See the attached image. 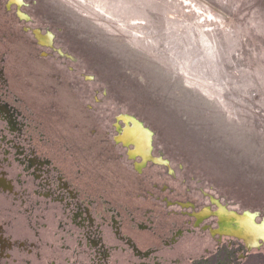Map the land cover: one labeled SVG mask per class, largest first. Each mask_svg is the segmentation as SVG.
<instances>
[{
  "label": "rangeland",
  "instance_id": "374dc122",
  "mask_svg": "<svg viewBox=\"0 0 264 264\" xmlns=\"http://www.w3.org/2000/svg\"><path fill=\"white\" fill-rule=\"evenodd\" d=\"M7 1L0 21L14 10ZM22 1L30 20L13 21L54 43L10 44L0 28V60L7 55L12 79L60 144L109 178L115 165L102 151L121 156L119 119L134 117L166 162L149 164L145 188L264 222V0ZM256 260L247 264H264Z\"/></svg>",
  "mask_w": 264,
  "mask_h": 264
},
{
  "label": "flooded vegetation",
  "instance_id": "af4514ba",
  "mask_svg": "<svg viewBox=\"0 0 264 264\" xmlns=\"http://www.w3.org/2000/svg\"><path fill=\"white\" fill-rule=\"evenodd\" d=\"M5 4L14 10L0 21L4 41H24L28 48L37 40L52 45L50 34L13 21L15 15L23 23L30 20L20 10L26 5L22 0ZM9 70L5 54L0 60V264H247L257 258L253 250L264 252V222L250 212L169 198L155 184L145 188L149 164L166 162L153 155L151 131L134 117L119 119L126 127L113 140L124 149L121 156L116 149L102 151L114 162L113 171L107 166L113 176L91 172L84 155L80 160L74 154L79 151L42 127L41 112ZM119 157L132 163L129 170L122 169Z\"/></svg>",
  "mask_w": 264,
  "mask_h": 264
}]
</instances>
